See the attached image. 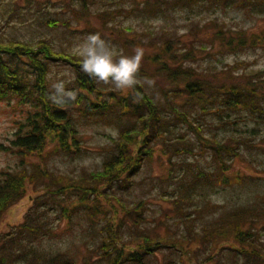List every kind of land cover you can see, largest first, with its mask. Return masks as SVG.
I'll return each mask as SVG.
<instances>
[{"label":"trees","instance_id":"obj_1","mask_svg":"<svg viewBox=\"0 0 264 264\" xmlns=\"http://www.w3.org/2000/svg\"><path fill=\"white\" fill-rule=\"evenodd\" d=\"M8 1L0 0V11ZM100 1H107L102 8ZM63 2L66 19L44 22L40 15L48 12L40 14L41 6L22 13L15 0L0 22V102L28 108L9 144L0 145L18 159L0 173V220L32 197L23 221L0 235V264H264V192L239 202L214 199L220 188L228 193L264 186V66L237 71L246 61L221 67L211 61L264 52V29L230 26L223 15L192 22L182 34L120 26L122 19L169 18L172 11L201 7L211 15L228 11L264 19V0L125 1L130 7L121 0ZM14 16L22 17L17 25L10 21ZM28 22L47 33L38 39L11 35ZM84 32L107 37L127 56L143 49L139 76L154 86L141 83L125 94L83 73L71 49ZM55 66L72 70L64 84L77 93L75 102L49 99L59 82L51 77ZM98 126L115 132L107 135L99 167L61 172L52 165L55 158L84 156L88 131ZM155 159L163 176L154 179L162 188L175 187L169 207L152 223L151 200L130 194ZM240 161L244 167L232 173ZM77 226L85 227L84 236ZM76 233L82 237L73 246L47 244Z\"/></svg>","mask_w":264,"mask_h":264},{"label":"rangeland","instance_id":"obj_2","mask_svg":"<svg viewBox=\"0 0 264 264\" xmlns=\"http://www.w3.org/2000/svg\"><path fill=\"white\" fill-rule=\"evenodd\" d=\"M37 1L40 2V4H37ZM123 2L122 5H126V7H130V2H126L127 0H121ZM18 4L15 3V0H9L6 3V7L3 8L0 11V22L1 19H5L6 17H9V5H17L19 9H21V12H27L31 9H34L38 6H41L40 14L44 11H47L48 14L46 16H41V20L47 21V19L50 17V19H63L70 17V13L68 9H66V4L63 2V0H35L36 5L33 4L31 6H28L24 0H17ZM107 1H100L98 4L99 8H102L104 6V3ZM9 3V4H8ZM123 7V6H122ZM80 8V7H79ZM36 11V10H33ZM33 12L29 13L28 16L32 17ZM213 14L210 12V10L205 8H198L195 9L193 12H190L188 10H176L175 12H171L169 18L166 17H157V18H150V17H131L127 19H122V17L118 18L117 22L121 20V27H131L136 31H142L143 29H146L147 27H165L169 30H177L179 33H184L187 29H189L192 22L195 23H204L206 19L210 17H214L216 15H223L226 16L225 20H227V23L230 26H237V27H249L253 26L252 32H260L264 29V19H255L254 17H248L244 16L239 13H231V12H224L222 14ZM22 17L20 16H14L10 18L11 23H14L17 25L20 23V20ZM32 19H30L31 21ZM44 27V26H43ZM189 27V28H188ZM17 32V35L12 33L14 37H18L20 39L30 38L31 36H34L35 39H38L41 36H44L47 33V28H40V29H33L31 27V23L28 22V25L26 27L20 25V29H15ZM49 31V30H48ZM90 35V33L84 32L82 35L76 36L75 40H73L72 48L80 43H82L85 38ZM60 37V43L66 45L65 40L63 39L62 35L59 34ZM32 38V37H31ZM107 37H105L106 40ZM108 43V40H106ZM187 42H190L188 40ZM110 46H115L116 49H119L120 46L117 44H112ZM244 62V65L240 66L237 71L242 70L245 65H248L249 68H261L264 66V52L262 51H249L245 52L239 55H230L226 58H218L213 59L211 58L212 62L215 63L218 67H221L222 65H232L235 61ZM225 63V64H224ZM73 72L71 69L63 66H55L52 68L51 77L52 79H55L56 81H63L67 82L70 77L72 76ZM28 108L19 106L17 101H11L10 103L7 102H0V145L1 144H9L10 139H12L13 134L15 133V127L17 126V122L21 121L25 118L26 112ZM110 131L111 133H109ZM112 133H115L113 130L105 129L103 127H92L88 131V136L86 139V146L89 148V151L85 153L84 156L80 157L77 160H70V159H59L55 158L52 162V165L55 166L58 170L61 172H72L76 171L78 167L80 166H87L89 168H97L99 167L103 162V147H106L107 145H104L108 142L109 139H107V135H112ZM264 134V132H263ZM194 161L193 158H190ZM17 158L9 153H6L4 151H0V173L7 168H13L16 166ZM259 160L261 161V166H264V153L259 154ZM151 166L148 165V167L145 168V170L140 173L136 177V183H138V186L136 189L132 191L130 194V197L135 200H139L141 198H149L151 201L147 202V205H150L151 210L149 211L148 215L151 217L152 223L158 219L160 216H162L163 212L169 207V200H170V193L172 190H174L175 186H171L169 183L166 186L161 187V184L157 179L160 175L163 176L162 170L160 169L159 162H157V159L151 161ZM196 162H200V166H202L204 169L209 168L208 162L204 158H199ZM199 165V164H198ZM244 167V164L240 161L239 163L235 165V169L232 173H237L240 168ZM246 173H248L247 170H245ZM245 175V174H244ZM231 177V174H230ZM162 178V177H160ZM230 181L233 182V180L230 178ZM257 182V181H256ZM255 182V184H256ZM170 186V187H167ZM219 188V187H218ZM222 191L219 194L214 195L215 201L218 200L220 203L225 202V197L227 196L230 201H242L240 200V196L243 199L251 198L252 195L254 196L257 193L264 192L262 191L263 188H258L256 185H254V188L251 190H229L228 193L224 188H220ZM224 189V190H223ZM212 192V190L207 191V194ZM31 199L32 197L24 198L21 200L18 204H15L12 206L6 214L3 216V218L0 220V235L4 232H7L11 229L12 226H16L20 224L23 221L24 215L28 208L31 205ZM82 228V236L86 234L84 232V226H77ZM79 236V234L76 233V235L69 236L70 238H64L60 240L59 243H57L55 240H48V245H54L56 248L64 249L66 247L73 246L76 240L75 238L82 237Z\"/></svg>","mask_w":264,"mask_h":264},{"label":"clouds","instance_id":"obj_3","mask_svg":"<svg viewBox=\"0 0 264 264\" xmlns=\"http://www.w3.org/2000/svg\"><path fill=\"white\" fill-rule=\"evenodd\" d=\"M71 52L81 58L80 68L83 73L98 83L113 86L122 93L135 92L136 86L141 83L149 87L154 86L153 80L139 76L143 49H134L132 56L124 55L97 33L88 35L82 43L74 46ZM53 88L54 93L49 97L53 104L64 105L77 100V93L67 91L63 81L53 84Z\"/></svg>","mask_w":264,"mask_h":264}]
</instances>
